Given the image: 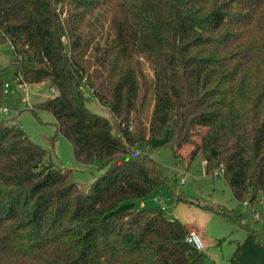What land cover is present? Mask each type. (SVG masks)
I'll return each instance as SVG.
<instances>
[{
    "label": "trees",
    "instance_id": "16d2710c",
    "mask_svg": "<svg viewBox=\"0 0 264 264\" xmlns=\"http://www.w3.org/2000/svg\"><path fill=\"white\" fill-rule=\"evenodd\" d=\"M2 44L13 82L53 90L35 110L74 163L99 166L82 190L0 118V264H201L185 226L158 207L119 210L166 184L157 148L177 157L194 145L236 204L264 199V0H0ZM212 211L245 232L228 264H264L240 216Z\"/></svg>",
    "mask_w": 264,
    "mask_h": 264
},
{
    "label": "rangeland",
    "instance_id": "374dc122",
    "mask_svg": "<svg viewBox=\"0 0 264 264\" xmlns=\"http://www.w3.org/2000/svg\"><path fill=\"white\" fill-rule=\"evenodd\" d=\"M11 56L8 44L0 45V69L3 86L8 89L2 96L0 106L8 111L6 116H0L4 121L12 122L20 128L28 139L35 145L45 150L50 159L64 169L72 171V180L82 190H86L93 178L98 176L99 163L91 166L80 167L72 158L70 145L59 135L54 136L52 117L44 112L36 111V104L44 101L52 94L47 82L34 85L16 84L12 81V72L7 67ZM145 75L150 79L151 74L146 64H143ZM89 97L88 93H84ZM85 107L92 113L109 119L107 109L99 106L95 101L88 100ZM31 111H35V116ZM149 107L145 111L148 115ZM201 129H194V133H201ZM195 141L196 138H194ZM151 158L160 166L161 176L166 184L158 194L146 196L140 200L129 201L120 206L123 210L155 209L157 200L164 203L165 215L177 220L183 226L193 228L200 234L199 239L204 246V255L201 264H226V258L230 254L234 244L223 243L220 247L214 246L211 239L219 241L242 242L245 232L236 224H230L218 217L212 210L226 208L240 216L245 228L253 230L259 242L264 246V199L259 197L250 206L258 216L259 221L252 220V210L248 206L244 208L236 204L228 187L220 174L215 173L204 176L203 166L199 156L189 159V154L176 157L169 148H157L152 151ZM175 173V174H174ZM182 179V185L178 180ZM180 194L185 202H175V195ZM170 200V201H166ZM247 202V201H243ZM242 202V203H243ZM248 203V202H247ZM190 230V229H189ZM206 242V245H205ZM208 245V246H207Z\"/></svg>",
    "mask_w": 264,
    "mask_h": 264
},
{
    "label": "built area",
    "instance_id": "2783aa9c",
    "mask_svg": "<svg viewBox=\"0 0 264 264\" xmlns=\"http://www.w3.org/2000/svg\"><path fill=\"white\" fill-rule=\"evenodd\" d=\"M62 40H63V39H62ZM21 85H24V84H21ZM24 87H25V85H24ZM7 89H8V87H7L6 85L3 86V93H5ZM50 92H51V94H54V92H53L52 89H50ZM7 114H8V111H6L4 108H2V107L0 106V116H6ZM202 165H203V167H204L205 163L202 162ZM214 173H215V175H218V174L221 175V174H222V170H221V168L215 170V171L213 172V174H214ZM183 182H184V181H183L182 179L178 180V184H179V185H182ZM158 201H159V202H158ZM166 201L168 202V201H170V200H166ZM157 202H158V206H157V207H158L162 212H165V208H164V203H163V201H161V200H157ZM241 205H242L243 207H248V206H250V204L247 203V202H243V203H241ZM252 220H254V221H257V220H258V216H257L253 211H252ZM184 242H185L187 245L191 246L194 250H196V251H198V252H202V251H203V245H202V243H201V241H200L198 235H197L196 232L193 231V230H188V231H187V233H186V235H185V238H184Z\"/></svg>",
    "mask_w": 264,
    "mask_h": 264
},
{
    "label": "crops",
    "instance_id": "0c3cea01",
    "mask_svg": "<svg viewBox=\"0 0 264 264\" xmlns=\"http://www.w3.org/2000/svg\"><path fill=\"white\" fill-rule=\"evenodd\" d=\"M22 86H24V85H22ZM49 91H50V88H49ZM50 93H51V92H50ZM52 96H53V94H52ZM52 96H51V97H52ZM51 97H48V98H51ZM38 104H39V103H38ZM38 104H36V105H38ZM53 128H54V127H53ZM193 150H194V145L187 144V145H185V146H182V147H180V148L177 150V157H182V153L184 154V156H186V155L189 154V159L192 160L193 157L197 155V154H193V153H192ZM197 156H199V155H197ZM201 163H202V161H201ZM202 166H203V165H202ZM203 168H204V167H203ZM174 174H175V173H174ZM203 174H204V170H203ZM204 176H206V175L204 174ZM249 207H250L251 210H252V207H251V206H249ZM244 208H247V207H244ZM119 210H123V209H120V208H119ZM252 211H254V210H252ZM257 221H259V218H258ZM257 221H255V222H257ZM185 228H186L187 231H188L189 229L195 231L193 228H188V227H186V226H185ZM195 232H196V234L198 235V232H197V231H195ZM198 236H200V234H199ZM211 241L213 242V245L216 244V245H214V246H217V247H220L223 243L227 242V244H231V243H233V244H234V248H235V245L238 244V243H240V242H236V241H232V242H231L230 240H229V241H226L225 239H223L224 242H222V243H220V244H217L219 240L216 239V238L211 239ZM202 245H203V244H202ZM205 245H206V242H205ZM207 246H208V245H207ZM234 248L231 249L230 254L227 256V258H226V264H228L229 257L231 256V254H232ZM203 250H204V246H203Z\"/></svg>",
    "mask_w": 264,
    "mask_h": 264
},
{
    "label": "water",
    "instance_id": "95a60500",
    "mask_svg": "<svg viewBox=\"0 0 264 264\" xmlns=\"http://www.w3.org/2000/svg\"><path fill=\"white\" fill-rule=\"evenodd\" d=\"M216 156V154L214 153V152H211V157H215Z\"/></svg>",
    "mask_w": 264,
    "mask_h": 264
}]
</instances>
